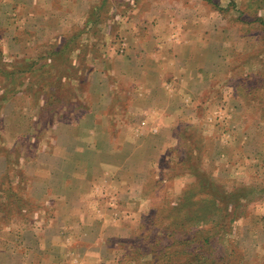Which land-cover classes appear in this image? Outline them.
<instances>
[{"label":"rangeland","instance_id":"rangeland-1","mask_svg":"<svg viewBox=\"0 0 264 264\" xmlns=\"http://www.w3.org/2000/svg\"><path fill=\"white\" fill-rule=\"evenodd\" d=\"M62 219L64 264H264V0H0V264Z\"/></svg>","mask_w":264,"mask_h":264},{"label":"crops","instance_id":"crops-1","mask_svg":"<svg viewBox=\"0 0 264 264\" xmlns=\"http://www.w3.org/2000/svg\"><path fill=\"white\" fill-rule=\"evenodd\" d=\"M182 80H183L182 75H179L178 78H173L172 80H168V81H166L165 84L167 86H170V87H175L176 84H181L180 82ZM106 194H110V193H106ZM92 195L98 196V195H96V193L89 194V196H92ZM91 211L94 212V213L96 212L97 214H98V212H100V213H102V215H105L106 212H109L110 215H112L113 212H116L115 209H109V210H103L102 211V210H98L97 207H95L94 209H90L89 208L85 212L87 213V212H91ZM78 214L80 215L81 213L78 212ZM60 221H62V223L60 222V225L58 227V233H60V234L58 235V237L56 238V240H54V245H53L54 248H56V249L59 248L60 249V251H59L60 254L58 252L53 253L55 255L56 254H59V257L54 256V259L53 260H50L49 258H47L45 260V262L47 264H52V263H55V264H64L63 259L65 258V255L67 253L63 252V249L66 247V243L67 244L70 243V239L68 238V235L66 234V229H65V226H64L66 224V222H64L63 219L60 220ZM16 244L19 245L18 242ZM75 256H76L75 257V262L76 263H80L81 264L82 262H84V261L81 262L80 256H77V255H75Z\"/></svg>","mask_w":264,"mask_h":264}]
</instances>
